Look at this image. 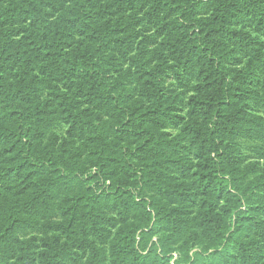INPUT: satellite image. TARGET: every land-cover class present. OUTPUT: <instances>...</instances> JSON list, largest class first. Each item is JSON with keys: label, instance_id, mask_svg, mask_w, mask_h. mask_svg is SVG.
Here are the masks:
<instances>
[{"label": "trees", "instance_id": "16d2710c", "mask_svg": "<svg viewBox=\"0 0 264 264\" xmlns=\"http://www.w3.org/2000/svg\"><path fill=\"white\" fill-rule=\"evenodd\" d=\"M262 161L264 0H0V264H264Z\"/></svg>", "mask_w": 264, "mask_h": 264}, {"label": "rangeland", "instance_id": "374dc122", "mask_svg": "<svg viewBox=\"0 0 264 264\" xmlns=\"http://www.w3.org/2000/svg\"><path fill=\"white\" fill-rule=\"evenodd\" d=\"M253 174L252 179H259L260 182L264 184V161L260 162L255 169H251ZM264 199V194L262 197ZM62 201H57L51 204H48L47 206H44L43 208H40L33 216L26 217L23 214H18V218H27L29 220H34L38 223L43 222L45 220H48L49 218H54L57 213V207L62 205ZM10 204L4 198L0 193V216L3 214H8L10 212Z\"/></svg>", "mask_w": 264, "mask_h": 264}]
</instances>
